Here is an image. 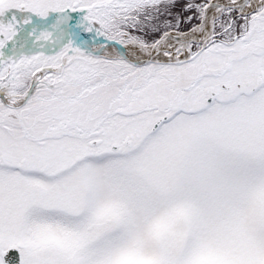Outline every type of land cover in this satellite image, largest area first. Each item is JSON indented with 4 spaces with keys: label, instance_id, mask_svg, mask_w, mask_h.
<instances>
[{
    "label": "snow or ice",
    "instance_id": "6c2138e0",
    "mask_svg": "<svg viewBox=\"0 0 264 264\" xmlns=\"http://www.w3.org/2000/svg\"><path fill=\"white\" fill-rule=\"evenodd\" d=\"M0 264H264V0H0Z\"/></svg>",
    "mask_w": 264,
    "mask_h": 264
}]
</instances>
